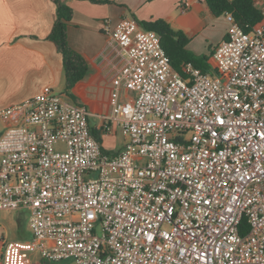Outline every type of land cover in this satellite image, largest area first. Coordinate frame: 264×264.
<instances>
[{
	"label": "built area",
	"instance_id": "built-area-1",
	"mask_svg": "<svg viewBox=\"0 0 264 264\" xmlns=\"http://www.w3.org/2000/svg\"><path fill=\"white\" fill-rule=\"evenodd\" d=\"M225 15L213 74L178 72L134 18L104 24L124 59L117 153L50 86L0 110V210L26 209L32 232L2 264H264V20L246 31Z\"/></svg>",
	"mask_w": 264,
	"mask_h": 264
},
{
	"label": "crops",
	"instance_id": "crops-1",
	"mask_svg": "<svg viewBox=\"0 0 264 264\" xmlns=\"http://www.w3.org/2000/svg\"><path fill=\"white\" fill-rule=\"evenodd\" d=\"M73 9L67 38L73 49L88 64V72L72 89V96L62 90L72 103L84 105L89 124L104 151H121L126 139L121 127L107 122L112 112L114 79L124 59L119 47L104 31L125 17L140 21L164 19L188 37V50L202 62L207 72H214V49L227 37L226 15L216 16L206 0H63ZM264 13V0H254ZM57 19L53 0H0V110L42 92L45 86L64 85L62 54L48 39ZM130 93L122 90V96ZM0 131H5L7 124ZM121 132V134L119 133ZM0 251V264H2Z\"/></svg>",
	"mask_w": 264,
	"mask_h": 264
},
{
	"label": "trees",
	"instance_id": "trees-1",
	"mask_svg": "<svg viewBox=\"0 0 264 264\" xmlns=\"http://www.w3.org/2000/svg\"><path fill=\"white\" fill-rule=\"evenodd\" d=\"M57 5V19L48 39L53 41L62 54L65 75V93L72 96L73 87L82 80L88 72V64L84 57L71 47L67 38L68 24L71 21L73 9L63 0H53ZM93 3H109L111 0H89ZM209 8L216 16L230 12L235 20L246 31L252 30L264 20L263 11L254 0H206ZM140 25L160 34L161 43L171 59L173 67L182 73V66L192 62L201 68L202 62L187 48L189 39L182 30H176L164 19L140 21Z\"/></svg>",
	"mask_w": 264,
	"mask_h": 264
},
{
	"label": "rangeland",
	"instance_id": "rangeland-1",
	"mask_svg": "<svg viewBox=\"0 0 264 264\" xmlns=\"http://www.w3.org/2000/svg\"><path fill=\"white\" fill-rule=\"evenodd\" d=\"M62 90H65L64 85L56 88V92L58 93ZM3 126V123H0V131L4 128ZM119 133L121 134V132ZM0 224L4 235L3 238H0L2 260L5 247L9 242L29 240L32 238V232L29 226V214L26 209L0 210ZM32 262L33 264H74L72 260L60 262L46 261L38 253L32 255Z\"/></svg>",
	"mask_w": 264,
	"mask_h": 264
}]
</instances>
